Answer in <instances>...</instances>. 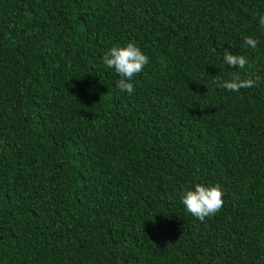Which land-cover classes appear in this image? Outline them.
Here are the masks:
<instances>
[{"label": "trees", "instance_id": "1", "mask_svg": "<svg viewBox=\"0 0 264 264\" xmlns=\"http://www.w3.org/2000/svg\"><path fill=\"white\" fill-rule=\"evenodd\" d=\"M0 264H264V0H0Z\"/></svg>", "mask_w": 264, "mask_h": 264}]
</instances>
